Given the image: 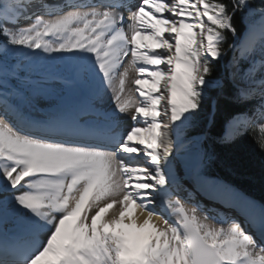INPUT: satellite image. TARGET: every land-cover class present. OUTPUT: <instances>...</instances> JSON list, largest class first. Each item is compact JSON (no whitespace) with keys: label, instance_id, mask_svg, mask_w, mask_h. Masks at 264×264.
<instances>
[{"label":"snow or ice","instance_id":"snow-or-ice-1","mask_svg":"<svg viewBox=\"0 0 264 264\" xmlns=\"http://www.w3.org/2000/svg\"><path fill=\"white\" fill-rule=\"evenodd\" d=\"M252 3L0 0V89L11 75L22 99L9 108L0 92V264H264V204L234 195L243 220L215 227L201 222L199 203L187 208L174 192L181 134L200 121L211 91L245 107L259 99L252 111L264 150V7ZM237 13L244 38L228 45L227 76H214L228 34L239 36ZM16 53L71 62L91 86L82 101L90 118L58 111L35 121L41 85L20 79L19 64L9 70ZM108 93L111 108L102 106ZM251 121L232 117L225 140ZM195 158L185 171L194 185L213 200L231 191L207 179L198 151Z\"/></svg>","mask_w":264,"mask_h":264},{"label":"trees","instance_id":"trees-1","mask_svg":"<svg viewBox=\"0 0 264 264\" xmlns=\"http://www.w3.org/2000/svg\"><path fill=\"white\" fill-rule=\"evenodd\" d=\"M224 2L227 3L228 0ZM253 7H264V3L259 1ZM234 24L239 36L233 37L230 33L228 34L225 43L227 56L218 65V70H214V76L226 77L222 75L221 65L228 58L230 52L228 45L233 44V41L238 39L244 30L240 13L234 17ZM213 102L216 105L215 115L212 125L209 126L205 119L213 111ZM259 104L260 101L257 98L249 101L245 107L233 102L227 94L218 95L216 91H211L200 121L189 131L187 138L184 134L181 135L185 139L204 136L201 167L205 175L223 180L246 196L264 204V150L258 143L261 135L259 128L252 127L229 141L221 138L223 126L229 119L241 112L250 113Z\"/></svg>","mask_w":264,"mask_h":264},{"label":"bare ground","instance_id":"bare-ground-1","mask_svg":"<svg viewBox=\"0 0 264 264\" xmlns=\"http://www.w3.org/2000/svg\"><path fill=\"white\" fill-rule=\"evenodd\" d=\"M62 2H63V0H62ZM61 2V3H62ZM60 3V1H57L55 4H53V5H56V4H59ZM49 4H51V2L49 3ZM165 15H169L167 12L165 13ZM258 18V17H257ZM21 23L22 24H26L27 23V21H21ZM168 34L167 33H165V36H167ZM244 35H245V32L243 33V35H242V37L240 38V40L241 39H243L244 38ZM138 42H141V43H144V44H150V45H153V46H155V44H154V42L153 41H151V40H148V39H145V40H143V41H140V38L138 37ZM239 44V43H238ZM158 51H163L162 49H157ZM68 67H70V72L71 73H73V74H75V77H73V78H71V80H73V81H76L77 80V78H76V69H75V66L71 63V62H69V66ZM160 67H165L164 65H161ZM46 83V82H45ZM41 84V83H40ZM42 85H45L44 83L42 84ZM47 85V84H46ZM51 86L53 87V89H58V86L59 85H57V84H55V83H51ZM50 86V87H51ZM57 86V87H56ZM83 86L85 87V89L86 90H88V89H90V85H84L83 84ZM128 87H132V85L129 83V85H128ZM151 87V85L150 84H145V85H143V88L145 89V90H147L148 88H150ZM53 91V90H52ZM132 95L133 96H137L138 97V93H132ZM18 97H20L19 96V94L17 93V95H16V97L14 98V102L13 101H11V103H12V105L14 106V105H16V104H21L22 103V99H18ZM21 98V97H20ZM84 99V93H83V97L81 98V100H83ZM18 101H20V102H18ZM102 106L103 107H105V108H111L112 106H113V102H112V99H111V93H108L107 95H105V97H104V99H103V102H102ZM81 106H76L75 108H73L72 107V109H69L68 107H64L63 105H61V106H59L58 108H56V110H54V111H51V112H48V111H41V112H35V113H40V114H38V115H33V117L34 118H36L37 116H40L42 119H49V117L50 116H52V115H55L58 111H63V112H66V113H68L69 115H71V116H73V117H79V116H81V114L83 113L84 115L86 114L87 116H89L86 112H84L83 110H82V108H83V106L80 108ZM40 108V107H39ZM39 108H37V110L39 111ZM80 109V110H79ZM82 110V111H81ZM45 113V114H44ZM43 115V116H42ZM80 118V117H79ZM239 120H241V117H237ZM261 117H258L257 118V120L258 119H260ZM124 126L125 127H128V126H130L131 124H132V121H131V119H130V114L128 115V116H125L124 117ZM227 128L229 129V123H228V125H227ZM186 144L187 143H182V144H180V151H179V153H178V159H179V161H180V163H179V165H178V169H184L186 166H190V165H195V164H197V160H196V158H195V153H196V151H198V145H200L201 143H200V140H199V144H195V146H193L192 145V147L189 149V150H186V151H183L182 149L186 146ZM141 163H143V161H141ZM210 182H213L214 184H218V185H225V186H227V188H229L231 191L230 192H221L222 193V195L223 196H225V198L227 199V203H228V205H230V206H232V207H234L235 209H237L238 210V212L239 213H241L240 212V210H239V207H238V204H239V201L238 200H235L233 197H234V195L236 196V197H241V198H243V199H245V200H248V201H252V200H250V199H248V198H246V197H244L241 193H239L236 189H233V188H230V186H228V185H226V184H224V183H222V182H218V181H216V180H209ZM201 191H204L203 189H200ZM252 202H254V201H252ZM190 202H186L185 203V206L186 207H188L189 206V208H191L193 205L192 204H189ZM256 203V202H255ZM258 204V203H257ZM211 210H215V211H218L217 209H211ZM157 211H159V210H157ZM230 211H228V212H226V213H229ZM223 213H225L224 211H218L217 213H214V214H211V213H208V212H206V213H203L202 211H200V212H198V216H199V218H200V220H201V222H203V223H206V224H209V225H212V226H215V227H221V226H223V227H227V224L226 223H223L224 221L222 220V222L221 221H219V217H218V214L219 215H223ZM135 214L137 215V216H139L140 215V210L139 209H137L136 210V212H135ZM146 215V214H145ZM205 216H207L208 217V219H205ZM110 217V213L108 214V216H106V218H109ZM171 220H173L174 221V219H175V217H171L170 218ZM153 222L158 226V227H161V228H163V227H165V225L163 224V219L162 218H160V217H156V216H154L153 217Z\"/></svg>","mask_w":264,"mask_h":264},{"label":"rangeland","instance_id":"rangeland-1","mask_svg":"<svg viewBox=\"0 0 264 264\" xmlns=\"http://www.w3.org/2000/svg\"><path fill=\"white\" fill-rule=\"evenodd\" d=\"M259 1L264 2V0H253L252 6L257 4ZM256 19H258V18L256 17ZM242 23L245 27L246 22L242 21ZM239 41L235 42L237 47L239 46V44H238ZM236 54L238 55V53H236ZM232 56H233V49H231V51L229 52L228 60L221 65L222 74H225V76H227L225 66L228 64L229 61H231ZM12 57H17L19 60L17 64H19L20 67L17 69V75L22 80H26V81H30V82H39V77H41L42 72H44L45 70L47 72V69H49V68H51L55 72V74H59L61 69L65 70V68L68 71V69L66 67V63H67L66 61L63 62V65L65 67H61L59 65H54V63H53L54 61L45 58L44 54H41V57L38 59L37 58H28V57L22 55L21 53H16L15 55H10L9 59H11ZM11 78H13L14 80H10ZM10 81H14V82L16 81V84H17L16 78L11 76V75H8L6 77L4 87H8V91H11V89L17 90L16 85H15V87H13L14 85H11ZM40 83L41 82H39V84ZM43 83L45 85H42ZM43 83H41L40 85H41V91H42V94L44 96V99H41L37 102L36 108L40 107L39 111L36 110L37 112H41V111L51 112V111L56 110V108H58L61 105H63L64 107H68L69 109H72V107L74 108L76 106L75 105L76 103H75V92L74 91H71L69 88H64L62 86H58V89H53L51 84H49L48 82H46V83L43 82ZM15 93L17 94L18 92H15ZM18 99H21V98L18 97ZM18 102H20V101H18ZM22 106L26 107V105H22ZM29 111H31V110H29ZM36 111L31 112L32 117H33V115L40 114V113H35ZM241 121H242V119H241ZM182 143H188V141H185V142L182 141ZM195 144L196 145L199 144V140ZM198 152H199V156L201 158V156H202L201 155V144L198 145ZM177 170H179V169L177 168ZM225 212H228V211H225Z\"/></svg>","mask_w":264,"mask_h":264}]
</instances>
